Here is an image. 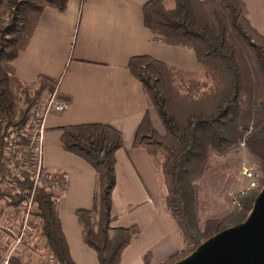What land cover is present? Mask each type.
I'll return each instance as SVG.
<instances>
[{
    "label": "trees",
    "instance_id": "trees-1",
    "mask_svg": "<svg viewBox=\"0 0 264 264\" xmlns=\"http://www.w3.org/2000/svg\"><path fill=\"white\" fill-rule=\"evenodd\" d=\"M151 0L144 8L146 27L162 43L192 50L199 64L197 74L184 75L149 56L133 57L128 70L145 87L164 132L153 125L147 112L135 147L165 157L163 175L167 208L181 228L186 255H174L173 264L219 232L247 218L260 191L243 198V208L223 220L199 218V188L214 158L225 157L245 142L248 153L264 174V36L250 24L241 0ZM69 0H0V204L16 209L30 182L13 176L2 162V147L13 134L22 135L31 106L57 83L41 77L32 85L22 83L11 63L29 44L46 8L59 12ZM63 149L92 166L97 189L91 210H78L83 241L93 249L99 264H120L123 251L139 235L137 227L116 228L112 214L116 187V154L123 148L122 134L105 124H85L62 129ZM253 161V160H252ZM38 211L33 232L46 239V251L56 264H76L65 238L58 201L45 189L35 196ZM13 258L12 264H22ZM150 264V258H146Z\"/></svg>",
    "mask_w": 264,
    "mask_h": 264
},
{
    "label": "crops",
    "instance_id": "crops-1",
    "mask_svg": "<svg viewBox=\"0 0 264 264\" xmlns=\"http://www.w3.org/2000/svg\"><path fill=\"white\" fill-rule=\"evenodd\" d=\"M150 1L69 0L64 12L46 8L29 44L11 63L13 74L26 85L41 77L53 79L57 97L69 105L66 111L47 118L44 164L68 179L58 206L76 264H99L96 252L83 241V228L76 217L78 210L93 208L97 174L85 160L63 149L62 129L69 126L105 124L122 134L124 145L116 154L113 226L137 227L139 235L123 251L120 264H146L147 257L153 264H164L185 249L183 232L167 208L165 157L135 147L137 130L147 112L160 133L164 128L128 64L133 57L149 56L185 76L197 74L199 64L192 50L166 45L146 27L144 8ZM241 1L251 26L264 36V0ZM169 4L174 6V1L166 2L173 9ZM208 194L213 202L215 195ZM227 196L224 200L229 206ZM203 203L201 190V227L207 219H218L206 216Z\"/></svg>",
    "mask_w": 264,
    "mask_h": 264
},
{
    "label": "built area",
    "instance_id": "built-area-1",
    "mask_svg": "<svg viewBox=\"0 0 264 264\" xmlns=\"http://www.w3.org/2000/svg\"><path fill=\"white\" fill-rule=\"evenodd\" d=\"M68 108V103L57 97V86L54 92H45L29 110L26 127L22 132L26 144L22 146L19 143V136L13 134L7 138L2 147V162L5 167L20 181L24 182L27 179L31 184V190L21 192L16 185L7 183L14 192L24 194V201L15 209L14 218L7 216L5 224L0 220V233L5 238L0 239V264H12V258L20 249L19 247L32 243L33 239H35L34 251L36 253L46 251V239L34 238L32 229L34 215L38 211L35 201L36 192L39 189H45L59 202L68 188L67 176L60 171L47 169L44 164L46 122L49 114L61 113ZM245 148L246 144L242 142L238 149L244 150ZM240 174V180L246 181L248 186L230 193L232 205L236 209L243 208L244 197L261 191L264 186V182H261L263 176L254 161L245 159L241 164ZM55 262V258L50 256L47 263L55 264Z\"/></svg>",
    "mask_w": 264,
    "mask_h": 264
},
{
    "label": "rangeland",
    "instance_id": "rangeland-1",
    "mask_svg": "<svg viewBox=\"0 0 264 264\" xmlns=\"http://www.w3.org/2000/svg\"><path fill=\"white\" fill-rule=\"evenodd\" d=\"M169 8H174L172 4L168 5ZM245 159L249 160H255L250 153L247 152V150H240L236 149L235 152L225 156V157H218L214 158L211 162L210 168L207 171L206 176L203 180H201L200 188H199V212H200V204H201V190L204 192V203L202 207V211L206 214L208 217H218V219L215 220H223L226 217H228L230 214H232L234 211H241L240 209H236L232 205V200L230 193L234 192L235 190L247 187L246 181L240 180V171H241V164ZM259 168V167H258ZM263 176L262 183L264 182V174L261 173ZM235 178V179H234ZM209 193H212L210 195H215L214 201L212 202L209 200ZM227 196V200L229 201V206L227 202L224 200V198ZM230 197V198H229ZM230 207V208H228ZM224 210V211H223ZM229 210H231L229 212ZM5 209H2V206L0 204V220L2 223L5 224V220L7 216H10L14 218L15 209H6V212H4ZM220 213L214 214L213 212ZM230 214H227V213ZM227 216L225 218L224 215ZM202 215V214H201ZM206 217V218H208ZM208 220V219H207ZM206 221V220H205ZM204 221V222H205ZM204 222L202 226L204 225ZM202 222L200 221V224ZM0 239L4 240V235L0 233ZM35 239H33L32 243H28L27 245H21L19 250L16 252L15 256L13 258H19L21 259L22 264H48V259L51 255L47 251L44 250L43 253H36L34 249L36 246H34ZM182 254L179 255L180 257H183L186 255L187 250L184 249L181 251ZM12 258V260H13ZM170 260L168 259L165 261L164 264H168ZM57 261L55 262V264ZM150 264L151 263L150 261Z\"/></svg>",
    "mask_w": 264,
    "mask_h": 264
},
{
    "label": "water",
    "instance_id": "water-1",
    "mask_svg": "<svg viewBox=\"0 0 264 264\" xmlns=\"http://www.w3.org/2000/svg\"><path fill=\"white\" fill-rule=\"evenodd\" d=\"M173 264H264V186L245 221L219 232Z\"/></svg>",
    "mask_w": 264,
    "mask_h": 264
},
{
    "label": "bare ground",
    "instance_id": "bare-ground-1",
    "mask_svg": "<svg viewBox=\"0 0 264 264\" xmlns=\"http://www.w3.org/2000/svg\"><path fill=\"white\" fill-rule=\"evenodd\" d=\"M33 234H34V237L36 236V238H37V235L33 232Z\"/></svg>",
    "mask_w": 264,
    "mask_h": 264
}]
</instances>
